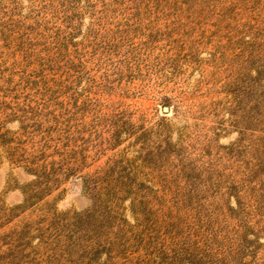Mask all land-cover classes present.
Here are the masks:
<instances>
[{
  "label": "rangeland",
  "instance_id": "obj_1",
  "mask_svg": "<svg viewBox=\"0 0 264 264\" xmlns=\"http://www.w3.org/2000/svg\"><path fill=\"white\" fill-rule=\"evenodd\" d=\"M0 264H264V0H0Z\"/></svg>",
  "mask_w": 264,
  "mask_h": 264
},
{
  "label": "trees",
  "instance_id": "obj_2",
  "mask_svg": "<svg viewBox=\"0 0 264 264\" xmlns=\"http://www.w3.org/2000/svg\"><path fill=\"white\" fill-rule=\"evenodd\" d=\"M29 172H31L33 175L39 176L40 179H45L46 176H47L46 175V170L45 169L43 170L42 167H37L35 169L33 167H29ZM50 189H51V187H49V185H46V187H41L40 190H38V191L47 193L48 190H50ZM39 195H41V194H39ZM27 202H28V198H27Z\"/></svg>",
  "mask_w": 264,
  "mask_h": 264
},
{
  "label": "water",
  "instance_id": "obj_3",
  "mask_svg": "<svg viewBox=\"0 0 264 264\" xmlns=\"http://www.w3.org/2000/svg\"><path fill=\"white\" fill-rule=\"evenodd\" d=\"M164 111H168V108H165V110Z\"/></svg>",
  "mask_w": 264,
  "mask_h": 264
}]
</instances>
